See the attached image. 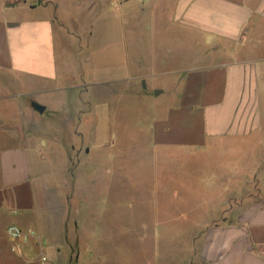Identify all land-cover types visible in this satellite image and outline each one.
<instances>
[{"label":"crops","instance_id":"obj_1","mask_svg":"<svg viewBox=\"0 0 264 264\" xmlns=\"http://www.w3.org/2000/svg\"><path fill=\"white\" fill-rule=\"evenodd\" d=\"M139 101L146 126L121 128ZM263 107L264 0H0V264H264V197L228 208L229 189L192 178L205 155H240ZM132 150L155 179L129 176Z\"/></svg>","mask_w":264,"mask_h":264},{"label":"rangeland","instance_id":"obj_2","mask_svg":"<svg viewBox=\"0 0 264 264\" xmlns=\"http://www.w3.org/2000/svg\"><path fill=\"white\" fill-rule=\"evenodd\" d=\"M76 93V91H73L69 94V96L72 98L73 95ZM134 107L133 112H129V118L130 120H136L138 117H140V120H136L135 122H127L124 120L118 121V123H122L124 125H119L117 123L116 129H118V125L123 129H134L135 131H142V128L146 126V123L142 120H146V115L144 113V108L147 110L150 108L149 104L144 101H139ZM124 114L121 116L123 118L127 117L126 114V108L125 105L122 106ZM248 115V118L250 117L252 119H256L257 116H260V111L258 108H256L255 100L254 103L251 105H248L247 110L245 111ZM262 115L264 117V107L262 109ZM120 116V117H121ZM124 121V122H122ZM115 122H110V126L112 125L115 127ZM256 124V121L254 122ZM56 125L62 126L61 122H55ZM104 128L108 129L109 122L104 121ZM249 124V123H248ZM119 130V129H118ZM45 131V130H44ZM120 131V130H119ZM259 134H252L249 138L246 139H236L231 143L234 148L239 153L230 154L228 150H220L216 152L213 155L208 154L204 156V161L207 163V166L202 168L196 169V175L192 176V178H205L208 179L209 182L208 188L207 187H200L202 188L201 194H206L208 196H215L216 199L221 198L224 196L227 189L230 190V195L232 198V201L228 203V208L235 207L238 204L241 205H249L252 203H261L257 202V200L261 199V195L264 197V120L262 122V128L258 130ZM135 134H141L142 132H133ZM256 135V136H255ZM62 140V138H61ZM133 141H140L142 142L143 139L140 138H131L130 142ZM83 142L89 143L88 146L92 145V139L90 137L84 138ZM91 144V145H90ZM136 144V143H135ZM69 149L66 147V151L69 154ZM135 150V149H134ZM132 150V152L134 151ZM131 153V152H130ZM70 157L73 159V154H69ZM131 158H135L134 161L131 160L130 163L134 164V171L131 169L129 176L134 179V181H138V179H155L156 174V164H154L153 155L148 154L141 151L136 150V152H133L131 155ZM50 157V164L48 165L50 168L52 166L54 167V175L53 177L59 178L63 176V164H64V157L63 155H60L58 153H53L49 155ZM90 161H86V167L85 172L88 175H91L93 170L95 173V170L97 168V163L95 164V156L92 154L90 157ZM197 158V157H196ZM121 161V160H120ZM123 162V160L121 161ZM188 163L190 165L192 164V160L188 158ZM77 162H72L71 168L66 173V176H71L74 174L73 167H76ZM159 169V168H158ZM191 172L194 173V169H189ZM161 169L158 170V177L160 176ZM172 172V171H170ZM52 173V172H51ZM173 176V173L170 175ZM177 177H185L182 174ZM226 179L227 183H230V185L225 186H219L221 185L223 179ZM183 188V187H182ZM195 188H198L196 186ZM224 188L225 190H223ZM252 200V201H251ZM253 200L255 202H253ZM216 204V207L218 206V202L214 203ZM143 205V202L136 201L134 203L132 202H126L123 204V209L132 208V206L135 207L136 210H139L140 207ZM227 206V205H226ZM130 237L134 236L135 239L139 240V237H143L144 235H129ZM127 238V235H119V242L124 241ZM132 240V239H131Z\"/></svg>","mask_w":264,"mask_h":264},{"label":"built area","instance_id":"obj_3","mask_svg":"<svg viewBox=\"0 0 264 264\" xmlns=\"http://www.w3.org/2000/svg\"><path fill=\"white\" fill-rule=\"evenodd\" d=\"M8 235L14 240L27 239L35 236L33 229H22L18 226H11L8 228ZM46 258L42 259L45 262Z\"/></svg>","mask_w":264,"mask_h":264},{"label":"water","instance_id":"obj_4","mask_svg":"<svg viewBox=\"0 0 264 264\" xmlns=\"http://www.w3.org/2000/svg\"><path fill=\"white\" fill-rule=\"evenodd\" d=\"M35 108L40 111L41 113H43L45 111V107H42L40 105H35Z\"/></svg>","mask_w":264,"mask_h":264}]
</instances>
